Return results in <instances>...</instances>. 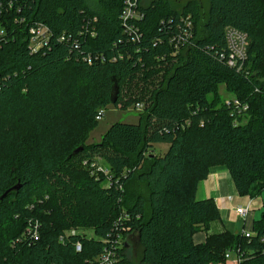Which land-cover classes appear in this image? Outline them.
Here are the masks:
<instances>
[{
  "label": "trees",
  "instance_id": "trees-1",
  "mask_svg": "<svg viewBox=\"0 0 264 264\" xmlns=\"http://www.w3.org/2000/svg\"><path fill=\"white\" fill-rule=\"evenodd\" d=\"M125 1L0 0V264H91L123 212L119 226L136 235L140 256L124 248L119 264H226L232 248L245 253L239 264H264V216L255 237L209 233L220 211L196 198L217 167L239 196L264 192V0H207L203 23L196 1L181 10L154 1L141 6L135 40L121 26ZM188 14L194 45L175 54L170 38ZM38 23L52 35L32 53ZM227 27L249 38L240 71L227 64ZM220 85L247 110L223 104ZM120 104L143 105L138 125L115 123L88 143L99 110ZM202 230L206 241L195 244Z\"/></svg>",
  "mask_w": 264,
  "mask_h": 264
},
{
  "label": "built area",
  "instance_id": "built-area-1",
  "mask_svg": "<svg viewBox=\"0 0 264 264\" xmlns=\"http://www.w3.org/2000/svg\"><path fill=\"white\" fill-rule=\"evenodd\" d=\"M12 2H10V5L12 6ZM141 0H126L125 1V7L121 15V26L122 29L125 31L126 34H128L133 40L138 39V35L140 33V28L138 26V23L141 22L145 15L141 10ZM181 21L184 24V28L181 29L180 26V32L177 34H174L170 38V43L174 45L175 48V54L184 51L185 49H188L194 45V34H193V21L191 18V15L187 16H181ZM172 21H170L169 24H171ZM167 23L165 21H161V28L165 27ZM52 32L51 30L43 23L36 24L35 27L31 29V38H30V49L32 53H36L42 48L49 45V42L51 40ZM5 36V31L0 27V41ZM91 37H95V31L92 29L90 32ZM61 40H65V36L63 35ZM225 40L228 50V58H227V64L235 68L237 71H240L247 61V51H248V45H249V38L247 33L242 32L240 30H237L232 27H227L225 30ZM99 59V57H97ZM101 60L104 61V57L100 56ZM91 61V59L89 60ZM226 105L232 109V112H241L246 111L247 106L243 105L238 101L237 99H232ZM136 108L138 110L143 109L142 104H137ZM104 114V109L99 110L97 116L95 117L97 121H100L102 116ZM94 166V165H93ZM96 166V165H95ZM98 170H104L101 167H98ZM251 212L250 207H242L240 206L235 209V213L238 217H240L242 220L245 221L248 214ZM129 219L128 214L123 212L119 218V222L122 224L124 221ZM119 222L115 224L114 229V236L111 244L107 247H105L104 251L95 258L94 262L91 264H119L120 259L118 257V253L122 252V249L125 248L124 244H126L123 239L125 235L133 234L128 229H125L124 227L119 226ZM38 228L39 227H31L28 231V233H31V238H36L38 235ZM71 234H74L75 231L72 230L70 232ZM68 235L66 233L65 237ZM242 235L245 238H251L255 237V233L251 230L249 232L243 231ZM61 241H63V237L60 238ZM262 242H264V238L261 239ZM76 248L78 251L81 250L80 243L76 244ZM233 255H235V258H233ZM245 253L241 251L240 248H232L228 250L225 254V258L227 260L233 261L234 264H239L243 261Z\"/></svg>",
  "mask_w": 264,
  "mask_h": 264
},
{
  "label": "rangeland",
  "instance_id": "rangeland-1",
  "mask_svg": "<svg viewBox=\"0 0 264 264\" xmlns=\"http://www.w3.org/2000/svg\"><path fill=\"white\" fill-rule=\"evenodd\" d=\"M159 1V0H141V4L143 7L149 6L152 2ZM161 1V0H160ZM172 6V8L176 10H181L182 6L185 5L187 2L192 0H168ZM196 1L200 6V18L201 23H203L207 17L208 8H209V2L207 0H193ZM90 6L93 8L99 7L98 0H89ZM187 50V49H185ZM184 50V51H185ZM126 97L131 96L133 99L137 98L138 95H141V89L138 90H131L126 91ZM220 100L223 104L228 103L230 100L234 99V96L227 93L225 90L224 85H220L218 89ZM118 94V93H117ZM116 94V95H117ZM131 98V99H132ZM209 99H212V95L208 96ZM141 110H138L134 105H131L128 109H122V105L115 107L114 105H109L106 109H104V114L101 118V120L98 122V125L96 129L93 130V132L90 133L88 143H99L103 137V135L107 132L110 127L115 123H128V124H137L139 122V113ZM99 162L98 165H100ZM92 172V171H91ZM256 199V202L260 205L254 206V208L251 210V212L248 214L247 218L244 220H240L239 223H236V227H239V230L243 232H249L253 229V224L255 220L261 219L264 216V192ZM250 200V197L245 196L243 198V201L240 200L242 203H248ZM263 203V204H262ZM215 225H220V222H216ZM235 225L233 227H235ZM244 227V229L242 228ZM236 232V231H235ZM123 241L126 243L124 244L126 248V254L128 257H130L134 262H138L139 256H140V248L137 243L136 235L128 234L124 236ZM235 258V255H233V258ZM227 260L226 264H234L233 261Z\"/></svg>",
  "mask_w": 264,
  "mask_h": 264
},
{
  "label": "crops",
  "instance_id": "crops-1",
  "mask_svg": "<svg viewBox=\"0 0 264 264\" xmlns=\"http://www.w3.org/2000/svg\"><path fill=\"white\" fill-rule=\"evenodd\" d=\"M169 145L154 144L152 151L155 155H163L168 150ZM235 182H233L230 173L223 167L214 168L209 176L202 181L197 189L196 198L198 200L214 199L219 211L221 220L220 225L213 223L209 228V233H220L223 231L238 232L239 227L236 223L242 220L235 213L237 207H250L252 210L254 206L259 205L256 199H250L248 203H242L244 197L239 196ZM263 204V203H262ZM260 206V205H259ZM235 225V227H233ZM244 229V227H242ZM244 231V230H243ZM251 231V230H250ZM242 232V231H241ZM208 233L206 231H199L193 236L195 244H202L206 241Z\"/></svg>",
  "mask_w": 264,
  "mask_h": 264
},
{
  "label": "water",
  "instance_id": "water-1",
  "mask_svg": "<svg viewBox=\"0 0 264 264\" xmlns=\"http://www.w3.org/2000/svg\"><path fill=\"white\" fill-rule=\"evenodd\" d=\"M115 94H117V88H115ZM115 101H116V98H114V99H112V103H115ZM18 188V186L17 187H15V189H17Z\"/></svg>",
  "mask_w": 264,
  "mask_h": 264
}]
</instances>
